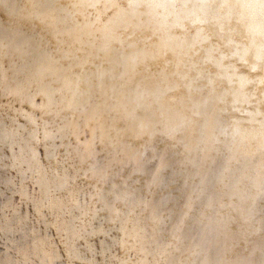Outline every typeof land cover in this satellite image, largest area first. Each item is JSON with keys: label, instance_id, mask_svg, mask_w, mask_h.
Segmentation results:
<instances>
[{"label": "bare ground", "instance_id": "6f19581e", "mask_svg": "<svg viewBox=\"0 0 264 264\" xmlns=\"http://www.w3.org/2000/svg\"><path fill=\"white\" fill-rule=\"evenodd\" d=\"M99 2V8L87 7V0H4L0 3V42L14 47L25 39L31 41L25 57L0 56V73L4 74L0 86V129L4 132V140L0 141V209L11 202L21 204V185L25 193L39 199L41 183L47 185L50 180L49 175L38 169L27 176H18L11 167L14 151L19 155L26 145L36 152L44 168L51 164L55 169L56 161H48L43 144L28 143L35 132L40 133V139L45 131L59 132L57 146L64 145L61 153L71 151L73 155L78 141L69 135V126L75 127L84 139L90 138L93 128L103 126L112 136L119 134L125 142L132 143L131 124L124 120L126 113L123 109L112 111L111 106L119 101L137 117H153L158 109L168 107L173 97L187 94L184 88L174 87L179 80L174 73L195 76L197 71L203 70L217 75L219 69L215 64L204 62L207 50L227 45V39L214 37L210 42L198 43L204 35H213V25L216 31L223 25L225 36L234 30L231 32L234 43L223 49L225 55L236 51V45L241 49L264 45V9L238 7L258 4L260 0H215L217 6L207 16L210 23L203 25H192L185 20L188 10L148 6L179 5L197 0H136L141 6L132 10H128L129 0H118L120 9L129 12L120 18L116 17L120 9L107 10L103 7L104 0ZM221 4L231 7L221 8ZM32 11L48 14V23L26 20ZM249 26L252 31L248 30ZM201 27L204 32L198 37ZM194 42L199 52L197 56H192L187 47ZM44 61L52 64V70L32 82L29 79L32 70ZM191 63L200 67L191 71ZM231 63H235V58ZM239 75L248 74L241 71ZM257 75L259 73L249 79H256ZM18 85L20 94L9 95ZM226 87V81L217 82L216 94L202 110V115L193 117L191 126L179 137L183 143L169 151V158L177 165L172 174L178 171L180 182L177 194L164 209L167 219L157 229L155 239L147 241L143 248L137 246L130 251L133 259L127 260L119 224L109 225L100 218L89 224L92 219L89 216L85 218L89 231L103 224L109 234L78 241L74 247L83 252L91 246L99 252L95 264H105L106 249L111 250L107 264H146L149 256L154 258L155 264L160 261L165 264H241L242 257L251 249L257 250V255L250 258L251 264H261L264 116L259 113H264V106L257 98L264 86L247 85L244 89L247 96L222 97ZM202 95L208 98L207 91ZM196 98L199 100L200 95ZM73 101L74 106L69 107V102ZM93 113L96 119L89 124ZM61 129L66 130L61 132ZM12 144L17 145L15 150ZM135 146L138 147L139 142ZM153 147L163 150L167 147L166 139L157 136ZM12 177H17L15 183H9ZM134 180L138 182L140 178L134 177ZM88 183L90 181L81 173L77 190H87ZM139 187V183L133 186L134 189ZM189 201L190 209L185 207ZM67 210L75 216L81 215L70 206ZM29 212H34V208L25 200L22 213L28 215ZM43 215L51 218L43 223L39 218L35 221L43 237L36 249L29 247L31 241L23 233L10 231L16 217L9 221L7 212L0 213V229H3L0 231V264H81L67 254L57 228V213L46 209ZM177 224H180L178 232ZM183 239L192 242L181 243ZM181 245L190 248L186 262L180 261ZM92 258L90 254L88 259Z\"/></svg>", "mask_w": 264, "mask_h": 264}, {"label": "snow or ice", "instance_id": "6c2138e0", "mask_svg": "<svg viewBox=\"0 0 264 264\" xmlns=\"http://www.w3.org/2000/svg\"><path fill=\"white\" fill-rule=\"evenodd\" d=\"M3 2L4 0H0V3ZM140 6L136 0H129L128 2V10ZM148 6L173 9L179 7L188 10L184 19L190 21L192 25H203L210 23L207 16L217 5L215 0H197L195 3L186 2L179 5L170 3ZM219 6L221 8L231 7L229 4ZM87 7L99 8L101 4L99 0H87ZM103 7L115 11L120 9V4L118 0H104ZM238 7L264 9V0H260L258 4L246 3L238 5ZM128 10L120 9L116 12V17L128 15ZM25 19H36L42 23H48L49 18L46 13L32 11L28 13ZM248 30L252 31L250 26ZM232 31L234 30H230L228 36H225L223 25L220 26L219 31H216L215 25H213V35H204L198 41L199 44H203L205 41L210 42L214 37L219 40L227 39V45L213 46L207 50L208 55L204 62L215 64L219 69L217 75L213 76L211 72L203 70L197 71L195 76L174 73V76H179L174 87L176 89L184 88L187 94L173 97L169 106L158 109L157 114H154L153 117H137L134 112L127 111L126 106L119 101L111 106L112 111L119 112L123 109L126 113L124 120L131 124L132 136L130 139L133 141L132 143L125 142L119 134L112 136L103 126L93 128L90 138L87 139H84L75 127L69 126L71 129L69 135L74 136L78 141L75 155H73L71 151L61 153L60 149L64 145L60 143L59 147L57 146V141L60 138L59 132L45 131L43 139H40L38 131L35 132L28 143L43 144L48 161L55 160L56 166L53 169L49 164L48 168H44L37 158L36 152L28 149L26 145L19 155H16L14 151L11 157V167L18 176H27L29 172L35 173L38 169L42 174L49 175L50 180L47 185L41 183L39 199L31 193H25L21 185L19 187L21 204L17 205L11 202L6 208L0 209V213L7 212L9 221L16 217V223L10 231L14 234L23 233L31 241L29 247L38 249L43 237L42 230L37 229L35 221L39 218L40 222L43 223L46 219L51 218L43 215L46 209L57 213V228L61 239L65 242L67 254L73 260H80L81 264H95L99 252L91 246L82 252L80 248L74 247L76 242L92 236L101 234L107 236L109 234L105 231L103 224L100 228H93L89 231L88 225L85 224V218L89 216L92 218L89 224L97 218L106 220L109 225L119 224V231L122 233L120 239L123 247L127 248L128 251H132L137 246L143 248L147 241L154 240L157 229L167 219L164 209L168 207L172 198L177 194V186L180 182L178 178L180 173L177 171L176 175L172 174L177 169V165L169 158V151L183 143L179 137L184 135L191 126L193 117L202 115V110L216 94L217 82H227L228 87L221 94L222 97L227 95L247 96L244 93L247 85H256L258 88L264 86V45L256 49L251 47L241 49L239 45H236V51L231 52L230 55H225L223 49L234 43L231 39ZM203 32L204 29L199 28L197 36H201ZM56 35L59 38L60 33L57 32ZM30 47L31 41L26 39L14 47L0 42V56L11 55L14 59L25 57L28 55ZM187 47L192 56L199 55L196 42L187 45ZM233 58H235V63H231ZM199 67L197 63L190 64L191 71H195ZM51 70L52 64L50 62H40L32 70L29 79L34 82L40 75ZM241 71L247 72L248 75H239ZM257 73L259 75L256 76V79H249L250 76ZM3 80L4 74L0 73V86H2ZM20 91L21 87L18 85L16 89L9 91V95H19ZM205 91H207V99L202 95ZM198 94L200 95L199 100L196 98ZM257 99L258 103L264 106V88H260ZM74 104V101L69 102V107H73ZM188 113L191 115L189 116ZM259 115L264 116V113H259ZM94 119H96L95 113L88 123H92ZM44 127L47 129L48 125L45 124ZM65 130L61 129L60 131ZM157 136H163L167 141V147L163 150L153 147L154 139ZM3 140L4 132L0 129V141ZM137 142H139L138 147L135 146ZM16 147V144H12L13 150ZM81 148L83 152L80 151ZM188 151L189 149L185 145V152ZM125 170H128V175H125ZM81 173L90 181L87 190H77V181L81 179ZM134 177H139L140 180L137 182ZM16 180L17 177H12L9 183H15ZM136 183L140 184L138 189L133 188ZM185 183L187 182L185 181ZM137 192H139L138 197ZM81 193H83V200H81ZM25 200H28L30 207L34 208V212H29L28 215L22 213V205ZM69 206L79 211L81 215L75 216L73 212L68 211ZM185 207L190 209V201ZM59 213H63V215L61 216ZM249 223L251 226V220ZM179 229L180 224H177L175 230L178 232ZM129 241L132 243L129 244ZM45 243L47 244V241ZM171 246L168 245V247ZM109 251L111 250L106 249L104 253L105 264H107ZM54 252L53 249V254ZM90 254L93 257L91 260L88 259ZM259 254L262 257L261 264H264V247L260 249ZM256 255L257 250H248L247 255L242 257L241 264H251L250 258H254Z\"/></svg>", "mask_w": 264, "mask_h": 264}, {"label": "rangeland", "instance_id": "374dc122", "mask_svg": "<svg viewBox=\"0 0 264 264\" xmlns=\"http://www.w3.org/2000/svg\"><path fill=\"white\" fill-rule=\"evenodd\" d=\"M187 242V244L188 243H190V242H192V241H187V240H185V239H183V240H181V243H186ZM132 243V241H129V244H131ZM189 247H187L186 245L184 246V245H181V251L183 252L182 253V260H180V261H185L186 262V259H185V256L189 253ZM129 252L130 251H128V249H126V257H127V260L128 259H133V256H131V255H129ZM137 255H139V256H141L139 253H136ZM146 264H155V260H154V258L152 257V256H149V262L148 263H146ZM160 264H165L163 261H160Z\"/></svg>", "mask_w": 264, "mask_h": 264}, {"label": "water", "instance_id": "95a60500", "mask_svg": "<svg viewBox=\"0 0 264 264\" xmlns=\"http://www.w3.org/2000/svg\"><path fill=\"white\" fill-rule=\"evenodd\" d=\"M12 174H13V176H14V172L12 171Z\"/></svg>", "mask_w": 264, "mask_h": 264}]
</instances>
